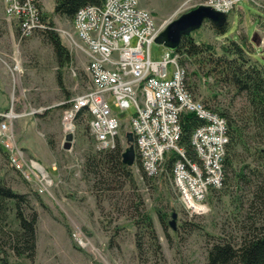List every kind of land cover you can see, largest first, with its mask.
I'll return each instance as SVG.
<instances>
[{
	"label": "rangeland",
	"instance_id": "374dc122",
	"mask_svg": "<svg viewBox=\"0 0 264 264\" xmlns=\"http://www.w3.org/2000/svg\"><path fill=\"white\" fill-rule=\"evenodd\" d=\"M41 2L55 28L71 34L77 41L73 21L54 15V0ZM6 4L7 0H0V122L11 110L22 116L13 119L10 134L0 132V147L2 142L9 144L14 151L21 147L22 171H27V164L29 166L33 159L53 178V187L40 194L34 183L25 180L18 170L11 169L8 155L6 158L0 150V177L16 192L37 191L44 204L33 201L39 215L37 253L34 261L25 264H206L208 248L215 237L222 236L224 232L240 236L239 226L246 211V205L240 204L246 201L244 189L234 195L227 188L213 194L210 191L205 201L206 211L190 215L173 186L174 178L166 184L160 177L152 188L143 183L141 172L132 164L143 202L139 211H147L151 217L159 245V249H154L150 245L151 240L145 236V247L140 257L135 246L137 228L130 218L133 214L138 216L139 212L130 204L129 188L125 195L112 191L110 195L113 198L103 194L98 197L92 184L84 180V153L94 146L95 140L83 125L77 127L75 133L65 132L63 113L61 110L52 111L65 100L55 82L57 67L49 65L53 61L52 51L36 33L24 43L18 42L14 25L7 21ZM139 5L164 28L201 5L226 12L229 28L225 36H215L205 26L206 23L193 35L218 48L226 41L225 37L238 40L243 35L255 48H259L257 55L264 60V0H139ZM61 37L74 57L73 66L79 74L74 78L70 70L64 72L65 90L75 97L89 86V76L85 73L88 61L75 41L68 42ZM166 51L164 46L153 43L151 59L160 60ZM38 59L39 63H36ZM185 66L189 85L199 100L213 108L228 111L236 120L247 116L245 96L237 95L230 86L217 83L214 76L207 77L206 68L198 70L188 62ZM194 70L199 74H193ZM47 110L52 112L39 116ZM114 111L124 121L119 133L125 147H128L125 136L130 131L128 123L135 109L132 107L120 112L114 108ZM68 134L73 136V141L66 148ZM248 146L252 151L260 146L264 148L260 139L248 141ZM239 152L240 160L256 164L255 156L248 155L244 148L241 147ZM136 200L134 202H138ZM160 214L165 215L166 229L160 222ZM185 221H191L194 228L184 230L182 224Z\"/></svg>",
	"mask_w": 264,
	"mask_h": 264
},
{
	"label": "built area",
	"instance_id": "2783aa9c",
	"mask_svg": "<svg viewBox=\"0 0 264 264\" xmlns=\"http://www.w3.org/2000/svg\"><path fill=\"white\" fill-rule=\"evenodd\" d=\"M40 3L41 0H7V21L19 27V41L42 27ZM73 24L77 41L65 31L55 30L64 40L75 41L86 55L89 86L69 100L70 106L62 114L65 132L75 133L76 116L85 109L91 116L89 128L95 147L114 148L124 123L114 108L125 112L134 107L129 132L135 138L145 172L159 176L166 155L176 153L173 186L190 215L204 213L209 192L223 186L228 125L225 118L206 109L203 101L187 90L186 69L176 51L167 49L160 60L151 59V45L164 26H159L154 16L140 7L139 0H103L100 6H86L77 13ZM70 72L74 78L79 76L75 67ZM185 112L204 120L191 136L195 158H189L179 143L180 116ZM20 116L13 110L5 114L0 132L10 134L11 122ZM1 145L12 167L34 183L40 194L53 187V178L35 160L27 164V171H22L21 147L14 151L9 144Z\"/></svg>",
	"mask_w": 264,
	"mask_h": 264
},
{
	"label": "trees",
	"instance_id": "16d2710c",
	"mask_svg": "<svg viewBox=\"0 0 264 264\" xmlns=\"http://www.w3.org/2000/svg\"><path fill=\"white\" fill-rule=\"evenodd\" d=\"M102 3L103 0H54L53 13L62 19L73 21L82 8L90 5L100 6ZM38 7L43 10L42 3ZM42 13L43 16L40 19L42 27H39L34 34L36 33L52 51L53 61L49 65H56L55 82L65 95L62 104L59 103L52 111L61 110L63 113L69 108V100L72 98V93L64 87V72L74 67V57L55 30L53 19L44 11ZM13 25L19 43H24L31 37H23L19 41V27L17 24ZM205 26L215 36H225L229 22L223 26L212 23H206ZM225 38L226 41L218 48L213 43L198 40L192 33L182 38L176 50V53L180 55V64L185 69L187 62L198 70L202 67L206 68L207 77L214 76L217 83L232 87L237 95L245 96L248 101L247 116L240 120L234 119L228 111L213 108L203 102L206 109L221 115L228 125L229 141L223 160V186L220 189H229L231 195H234L236 191L243 192V189L246 193L244 197L246 201L240 203L243 207L246 205L245 215L239 226L240 236L224 232L222 236L215 237L208 248L206 264H264V148L260 146L252 151V148L248 146V141L253 139L255 141L260 139L261 144H264V60L262 56L257 55L259 48H255L243 35L238 40ZM37 62L39 63V59ZM198 70H194L193 74H199ZM186 73L184 85L196 96L189 85L187 69ZM52 111L47 110L39 116H45ZM90 119V114L85 109L81 110L76 116L77 127L83 125V128L90 131ZM203 124L204 120L192 112H185L180 116L179 143L185 148L189 158H195L191 145L192 133ZM129 135L132 139L130 143ZM125 142L132 146L133 165L141 172L145 185L153 188L154 182H158L160 177L166 184L172 182L173 169L178 159L176 153L166 155L159 176H149L143 168L135 146V138L130 132L126 133ZM241 147L249 153L248 155L255 156L256 164L252 165L244 162L243 159L240 160ZM126 148L120 137L116 138L114 148L98 150L94 144L84 153L83 178L92 184V189L98 197L103 194L113 198L110 195L112 191H116L118 195H125L126 189L129 188L130 204H133L135 210L139 212L138 216L133 214L130 218L137 228L135 246L142 257L145 236L151 240L150 245H153L154 249H159V245L151 217L147 211L144 213L139 211L143 202L132 167L124 163L123 153ZM0 150L7 158L8 154L2 146ZM11 169L14 170V168ZM220 189H212L211 194ZM135 200L138 202H134ZM33 201L44 206L37 191L29 189L26 193L16 192L3 177H0V264H25L27 261H34L37 253L39 215ZM164 216L160 214V222L166 229L167 222ZM193 226L191 221H185L182 224L184 230L193 229Z\"/></svg>",
	"mask_w": 264,
	"mask_h": 264
},
{
	"label": "water",
	"instance_id": "95a60500",
	"mask_svg": "<svg viewBox=\"0 0 264 264\" xmlns=\"http://www.w3.org/2000/svg\"><path fill=\"white\" fill-rule=\"evenodd\" d=\"M228 21V14L226 12L218 11L210 6H198L187 13L182 14L178 19L173 20L155 39V43L164 46L166 49L176 51L182 41L183 37L190 36L193 32L202 28L205 23H212L216 26H223ZM129 137V143L132 139ZM73 136L68 134L66 136L65 147L69 148ZM124 163L131 166L134 162V154L132 146L129 145L123 153ZM176 215H173L175 218ZM173 225V222H170Z\"/></svg>",
	"mask_w": 264,
	"mask_h": 264
},
{
	"label": "bare ground",
	"instance_id": "6f19581e",
	"mask_svg": "<svg viewBox=\"0 0 264 264\" xmlns=\"http://www.w3.org/2000/svg\"><path fill=\"white\" fill-rule=\"evenodd\" d=\"M4 118H5V115H4ZM10 163V162H9ZM11 165V164H10ZM12 166V165H11ZM38 167V169L40 168L39 166H37ZM13 168V167H12ZM40 170H42L41 168H40ZM43 171V170H42Z\"/></svg>",
	"mask_w": 264,
	"mask_h": 264
},
{
	"label": "crops",
	"instance_id": "0c3cea01",
	"mask_svg": "<svg viewBox=\"0 0 264 264\" xmlns=\"http://www.w3.org/2000/svg\"><path fill=\"white\" fill-rule=\"evenodd\" d=\"M12 24V23H11ZM14 28V27H13ZM15 29V28H14Z\"/></svg>",
	"mask_w": 264,
	"mask_h": 264
}]
</instances>
